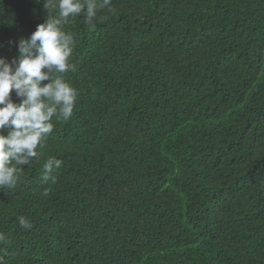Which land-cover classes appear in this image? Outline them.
Instances as JSON below:
<instances>
[{"label":"trees","instance_id":"16d2710c","mask_svg":"<svg viewBox=\"0 0 264 264\" xmlns=\"http://www.w3.org/2000/svg\"><path fill=\"white\" fill-rule=\"evenodd\" d=\"M46 18L0 0V56ZM93 23L62 25L71 118L0 187L3 264H264V0H111Z\"/></svg>","mask_w":264,"mask_h":264},{"label":"clouds","instance_id":"9594fccd","mask_svg":"<svg viewBox=\"0 0 264 264\" xmlns=\"http://www.w3.org/2000/svg\"><path fill=\"white\" fill-rule=\"evenodd\" d=\"M38 2L47 10L45 21L30 36L9 42L17 47V55L11 60L0 56V187L16 185L21 166L38 156V147L53 132V118L68 120L73 114L77 90L60 76L54 78V74L74 69L69 63L74 40L62 25L83 13L85 24L94 29L98 11L111 4V0ZM53 9L57 10L54 17L49 15ZM13 91L18 100L13 99ZM61 164V160L49 157L43 164V180L55 183L53 173ZM19 224L24 228L32 226L23 216ZM5 239L0 233V242Z\"/></svg>","mask_w":264,"mask_h":264}]
</instances>
